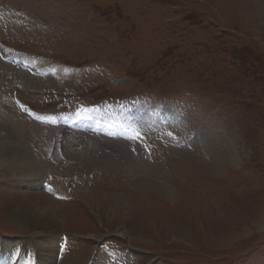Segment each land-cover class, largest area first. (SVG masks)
Listing matches in <instances>:
<instances>
[{
	"label": "rangeland",
	"instance_id": "rangeland-1",
	"mask_svg": "<svg viewBox=\"0 0 264 264\" xmlns=\"http://www.w3.org/2000/svg\"><path fill=\"white\" fill-rule=\"evenodd\" d=\"M42 242L264 264V0H0V255Z\"/></svg>",
	"mask_w": 264,
	"mask_h": 264
},
{
	"label": "bare ground",
	"instance_id": "bare-ground-1",
	"mask_svg": "<svg viewBox=\"0 0 264 264\" xmlns=\"http://www.w3.org/2000/svg\"><path fill=\"white\" fill-rule=\"evenodd\" d=\"M23 169H20V171H22ZM35 198L37 199V201L38 202H40L41 203V206L42 205H46L47 203L45 202V201H47L46 199H45V196H43V195H39V194H36V196H35ZM39 203V204H40ZM47 206H49V204H47ZM35 215H37V216H42L43 218H45L47 221H56L57 219H58V213H57V211L55 210V209H53L51 206H50V208H49V210H47L46 208H44V206L43 207H41V208H38V206L35 208V210L34 211H32ZM257 219V218H256ZM260 221V220H259ZM257 222V221H256ZM257 224H258V222H257ZM180 229H181V227H182V224H178L177 225ZM214 230V228L212 229V231ZM211 231V232H212ZM210 235V234H209ZM95 240H100V237L99 238H97V237H95ZM51 245V244H50ZM42 247L43 248H41V252H40V254L41 255H45V261H43V259L41 260V262H40V264H51L52 263V261L50 260L51 258H52V253L50 252V249H49V247H48V244L47 243H45V242H42ZM44 248H46L47 250H48V253H45V249ZM13 251H11L10 250V248L8 249V248H6V251H5V254H6V256H7V259H3V255H0V264H2V263H6V264H12V261H14V255H15V253H12ZM5 256V255H4ZM3 259V260H2ZM15 262V261H14ZM86 263V262H85ZM84 263V264H85ZM65 264H80L79 263V261H77V260H74V261H71L70 263H65ZM82 264V263H81Z\"/></svg>",
	"mask_w": 264,
	"mask_h": 264
}]
</instances>
